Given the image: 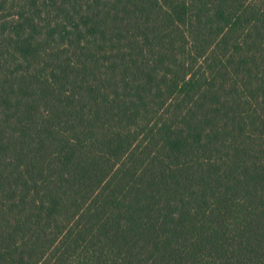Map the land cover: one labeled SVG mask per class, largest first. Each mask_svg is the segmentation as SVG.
<instances>
[{
  "label": "trees",
  "instance_id": "trees-1",
  "mask_svg": "<svg viewBox=\"0 0 264 264\" xmlns=\"http://www.w3.org/2000/svg\"><path fill=\"white\" fill-rule=\"evenodd\" d=\"M0 264H264V0H0Z\"/></svg>",
  "mask_w": 264,
  "mask_h": 264
}]
</instances>
